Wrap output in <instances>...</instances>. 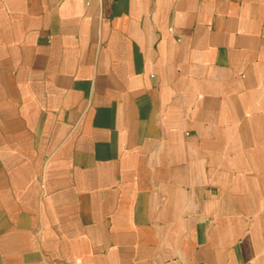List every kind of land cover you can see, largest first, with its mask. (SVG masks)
<instances>
[{
    "label": "crops",
    "instance_id": "crops-1",
    "mask_svg": "<svg viewBox=\"0 0 264 264\" xmlns=\"http://www.w3.org/2000/svg\"><path fill=\"white\" fill-rule=\"evenodd\" d=\"M0 264H264V0H0Z\"/></svg>",
    "mask_w": 264,
    "mask_h": 264
}]
</instances>
